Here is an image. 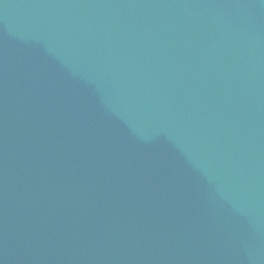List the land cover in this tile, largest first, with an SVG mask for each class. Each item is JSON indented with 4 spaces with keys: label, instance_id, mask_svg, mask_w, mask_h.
I'll return each instance as SVG.
<instances>
[{
    "label": "water",
    "instance_id": "1",
    "mask_svg": "<svg viewBox=\"0 0 264 264\" xmlns=\"http://www.w3.org/2000/svg\"><path fill=\"white\" fill-rule=\"evenodd\" d=\"M0 264H264V0H0Z\"/></svg>",
    "mask_w": 264,
    "mask_h": 264
}]
</instances>
